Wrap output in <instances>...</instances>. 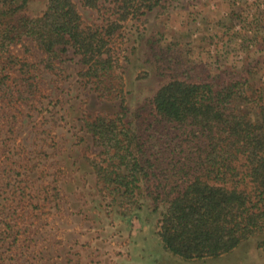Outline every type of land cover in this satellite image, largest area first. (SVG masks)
<instances>
[{"label": "rangeland", "instance_id": "obj_1", "mask_svg": "<svg viewBox=\"0 0 264 264\" xmlns=\"http://www.w3.org/2000/svg\"><path fill=\"white\" fill-rule=\"evenodd\" d=\"M73 1L83 28H107L119 18L113 0H100L99 11ZM144 4L136 0L139 13L121 19L109 39L106 50L115 62L106 81L110 99L99 95L73 47H63L51 68L31 40L3 41L0 17V90L5 84L14 94L0 91V107L9 109L0 117L7 146L0 166L15 171L16 184L0 193V209L7 200L15 206L12 219H0V264H264V232L218 257L187 260L169 252L159 221L175 170L155 155L132 205L124 197L114 200L94 174L90 161L101 149L86 122L125 113L124 124L145 142L156 132L153 98L175 79L238 83L234 105L260 120L264 0H161L152 12ZM47 10V0H27L19 16L40 18ZM156 196L164 200L157 210Z\"/></svg>", "mask_w": 264, "mask_h": 264}, {"label": "trees", "instance_id": "obj_2", "mask_svg": "<svg viewBox=\"0 0 264 264\" xmlns=\"http://www.w3.org/2000/svg\"><path fill=\"white\" fill-rule=\"evenodd\" d=\"M16 1L0 7L2 40L9 45L23 38L31 40L47 55L49 65L70 45L81 57L85 75L99 85V95L110 99L113 91L106 81L115 62L106 48L121 19L132 11L139 13L136 0H113L119 18L107 28L94 30L83 28L73 0H47V12L34 19L19 16L27 0ZM85 1L100 10V0ZM160 1L145 0L142 7L152 12ZM237 88L238 83L214 87L205 82L170 81L153 98L156 132L147 135L145 142L124 124L125 113L86 122L95 146L101 149L99 159L90 161L91 167L114 200L124 197L133 204L141 177L149 180L147 171L155 165L150 160L154 155L158 162L173 166L159 236L169 252L183 259L218 257L264 232V105L258 109L259 121L252 112H240L234 105L241 97ZM0 91L7 94L4 97L11 96L5 84ZM8 111L0 107V117L5 119ZM5 123L10 124L9 120ZM6 147L0 139V154ZM14 174L13 169L0 166V193L16 187ZM164 200L154 197L156 210ZM14 207L7 200L0 219H12Z\"/></svg>", "mask_w": 264, "mask_h": 264}]
</instances>
